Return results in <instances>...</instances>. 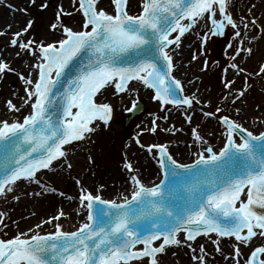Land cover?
<instances>
[{"label": "snow or ice", "instance_id": "6c2138e0", "mask_svg": "<svg viewBox=\"0 0 264 264\" xmlns=\"http://www.w3.org/2000/svg\"><path fill=\"white\" fill-rule=\"evenodd\" d=\"M49 5L50 0H28L21 7L6 6L13 13L30 16L31 8L46 11ZM110 5L112 11L102 7L101 0H70L73 11H69L62 2L56 4L49 24V31L57 34L52 40L37 39L31 33L34 17L15 32L12 24L6 25L8 32L0 29V37L10 36L4 51L12 48L16 58H29L25 73L12 67L0 51V83L13 73L24 85V95L13 92L5 107L12 114L26 110L11 120L0 119V200L19 202L25 196L58 192L45 182V170L71 174L72 157L82 146L94 144L97 133L110 129L115 105L104 95L109 90L116 99L129 98L131 107L124 108L129 113L139 108L141 88L152 91L151 99L161 111L169 112V105L181 111L190 126L191 163L177 159L168 143L142 142V133L182 130L174 124L160 129L158 121H167L168 115L150 113V124L140 128L132 143L158 165L159 182L143 181L128 158L132 145L125 143L122 168L129 195L104 199L99 191L105 185L94 193L80 176L73 177L79 204L87 209L86 221L65 231L59 221L68 213L61 209L34 226L54 224L52 232L41 234L29 227L27 232L0 238V264H161L169 249L181 246L187 247L194 264H207L205 245L197 249L194 243L200 237L211 240L212 234L220 253V238H234V251L225 260L264 264V130L245 126L244 111L256 82L264 85V55L251 69L247 67L264 46V16L257 15L264 0H244L243 7L240 0H139L137 14L130 12V0H110ZM74 12L81 16L78 28L64 22ZM186 34L199 40L193 61L212 37L229 35L230 62L223 69L225 91L220 101L231 104L230 109L212 106L195 93L185 94L184 84L174 75L178 67L174 56ZM208 63L206 59L203 68ZM194 104L203 105L202 123L216 122L217 138L222 141L218 149L209 142L216 131L203 133L199 124L192 126ZM253 116L254 123L264 129V104L254 105ZM86 156L92 165L91 152ZM8 218V212L0 208L3 229L9 227ZM254 239H260V245L245 255L242 247H251Z\"/></svg>", "mask_w": 264, "mask_h": 264}, {"label": "bare ground", "instance_id": "6f19581e", "mask_svg": "<svg viewBox=\"0 0 264 264\" xmlns=\"http://www.w3.org/2000/svg\"><path fill=\"white\" fill-rule=\"evenodd\" d=\"M63 3H65L66 9H68L69 11H73V9L70 6V0H63ZM240 3H241V7H243L244 0H240ZM138 5H139V0H130V9L129 10L132 14H135V13L137 14L140 11V8ZM101 6L105 7L106 10H108V11H109L108 7L112 8V6L110 5V0H101ZM0 12H1V16L4 19V21L0 20V26H1L0 29H3L5 32L9 31L6 28L7 24H12L11 31L15 32V31L19 30V28L21 26H23V24L25 23V22H22L24 20V18L14 16V15H16L15 14L16 12L13 13L12 10H9V8L6 7L4 2L2 4H0ZM257 15L258 16H264V6H261L258 8ZM78 17L81 18V16L79 14H76L74 12L73 16H72V20L75 22L78 19ZM262 22H264V21H262ZM73 27H75V26H73ZM5 36L8 37L9 35H5ZM48 36L49 35L42 36L40 39H47ZM199 48H200L199 40L195 35L186 34V36L184 38H182V47L179 48L178 50H176L177 55L174 56V60L178 64V67L175 70L174 75L177 78H179L180 80H181L182 76L184 77L185 74L188 72L189 66L191 64L196 63L199 60L200 55H198L197 60H195V61L192 60L193 52L197 51ZM14 52H15V49L8 48L6 51H4V54L5 55L8 54L6 56L8 57L9 60L12 61V64L14 66H16L14 64V62L17 60H20V66H17V67H19L18 68L19 71H24L26 73L27 72L26 65L29 61L28 57H23L22 59L16 58L14 55ZM262 55H264V46H262L260 51L256 52V55L252 58V61H250L248 63L247 67L249 69H251L253 66V63L255 61L259 60ZM222 75L223 74L220 75V78H219L218 83H217V87L220 90V91H218L220 96L225 91L223 88L222 82H221L222 81ZM13 77H15V76L13 75L12 78ZM228 78L229 79L232 78L231 72L228 73ZM242 81H243L242 77L237 79V82H236L237 88H239L241 86ZM262 88H264V85H261L260 82L257 81L255 90L253 92L249 93V95L247 97V105L244 106V111L248 117L246 120L245 126L250 127L254 131L264 130V129H260L259 124L254 123L255 117L253 116L254 105L258 104V103L264 104V92L261 91ZM193 89H195L193 86L185 87V90H186L185 94H188V93L191 94L192 91H190V90H193ZM22 91L23 90L20 89L19 93H21ZM149 92H152V91L145 89L146 94H149ZM104 95H105V97H107L108 92H106ZM219 95L217 97H219ZM127 101H129V100H127ZM14 102H16L17 104L21 103L20 100L19 101L14 100ZM126 105L129 107L128 104H126ZM237 106H239V105H237ZM6 111H7V109L5 107V104L3 103L2 106L0 107V119H3V118L9 119L8 111H7V113H6ZM192 115H193L192 126L199 124L200 125V131L203 133H207L209 131H216L217 136L210 138L209 142L217 149L219 147H221L222 141L217 138L219 136V130L217 129L216 122L214 120H209L207 122L202 123L203 118L199 113L194 112V113H192ZM176 116L177 115L174 114L167 121H164V123L172 122ZM151 120L145 119L143 122L140 123L141 127H145V126L149 125ZM140 128H139V131H140ZM179 129H182V130L175 132V134L169 132V139L167 140L168 141L167 143L169 144V149H170L171 153L177 159H179L181 162L191 163V160L193 158L192 152L194 151V149L187 147V145L192 142L191 137H190V126L184 120L183 124L181 126H179ZM88 151H90L92 156L94 157V163H95L96 153L98 150L96 149V147H94V145H92V146L87 145V147H83L82 150L78 151L72 157L73 163H74V168H73L71 174H69L68 172H65V171H61V170H56L54 172L45 171L44 180L48 184V186L50 187L53 184L52 182L55 181L56 179L63 182V181H67L68 179H73V177H75V176H80L83 184L85 186H87L90 190H92L94 193L97 192L100 185H105L106 187L99 191V194L104 199H117V198L121 197V194L129 195V187L130 186L128 183H126L127 175H126V172L122 168V164L115 166L113 169H111L112 171H110V172L103 173V175L100 176V179L99 178L98 179H96V178L91 179L90 178V176L94 174V171H95L94 167L95 166H94V163L92 165L88 164L87 156H86V153ZM146 156L147 155H145L141 150H137V149L132 148V147L128 150V157H129V159H131L135 163V166L139 170V173H140L143 181L146 184H151L152 182L158 183L159 182L158 177L160 176L159 167L153 159L149 160ZM157 168H158V171H157ZM87 178H89V180H87ZM20 187L24 188L25 186L23 184H21ZM77 189H78V186L76 185L74 187V190L76 191ZM27 190L28 191H32V190L37 191V189H33V188H28ZM79 193L80 192L78 189V194ZM78 194L76 196H74V195L70 196L71 200L67 201V202L61 201V200L57 201L55 197H51L49 200L50 202L51 201L54 202V204L56 205V207H58L59 210H61V208H64L63 211L68 213L67 217L61 218V220L59 221L62 224L63 229L65 231H73V230H75V228H76L75 226L79 221H82V222L86 221L87 209L82 208L80 206V204L76 203L77 202L76 200L78 199ZM33 199H34L33 197H26L25 196V197H22V199L19 202H14V201L9 200V202L6 203L5 201L0 200V208H3L9 214V218H8L9 231L7 229H3L2 226H0V232L5 233V235H3L0 238H9V237L15 236L20 231L27 232L29 227L34 228V226L37 223H39L41 220H43V219H40L36 222L35 216L31 215V213L35 212L34 211L35 210V203H37V200L36 199L33 200ZM52 211L54 212V210H52V209L51 210L50 209L44 210L45 213H50ZM77 212H79V215H77ZM54 215H56V214L53 213V214H50L49 216H54ZM28 218H29V220H28ZM13 221H15L17 223H13ZM17 224H18V227H17ZM48 226H49V224L44 225L41 228L42 231H44L43 229H47ZM41 229H35L34 228V230L38 231V232H40ZM49 229H50V227H49ZM40 233L44 234L46 232H40ZM29 235H31V233H29ZM214 239H216V236L214 234H212L211 240L208 239L207 237H200L197 239V241H195L194 247L196 246V248L198 249L200 244L207 245L206 246L207 252L209 254H211L214 252L213 247H215V245L212 243V240H214ZM255 240H258V242H259L260 239H255ZM255 240H253V241H255ZM230 242H232V240L220 238V243L223 244V245L222 244L220 245V247L222 249V253H223V254L221 253L222 257L225 256L226 254L231 253V250H232V252L234 251V248H233V246H231ZM170 250H172V249H169L167 256H169ZM185 250H186V252L184 254L183 259H187L188 260L187 262H189L190 264H194V262L190 258V252L187 249V247ZM182 253H180L179 255H181ZM164 257H163V259L166 260V257L165 258ZM216 260H217V258H216ZM217 261L218 262H225L226 264H233V261L231 259L225 260V258H222V259H218ZM162 262H164V260H162ZM207 264H210L209 261H207Z\"/></svg>", "mask_w": 264, "mask_h": 264}, {"label": "rangeland", "instance_id": "374dc122", "mask_svg": "<svg viewBox=\"0 0 264 264\" xmlns=\"http://www.w3.org/2000/svg\"><path fill=\"white\" fill-rule=\"evenodd\" d=\"M3 2L5 3V5L12 4L17 7H21V6L26 5L28 0H3ZM39 2L40 0H37V3ZM61 2L63 3V0H52L51 4L49 5L46 11H38L37 8H31L30 16H26L21 12H16L15 13L16 15L14 16L24 18L22 22H25L30 17H34L35 24H34L33 29L31 30V33L34 34L37 39H40L42 36L49 35L47 37V40H52L57 34H54L49 31V24L53 20L56 4L61 3ZM63 5L64 7H66L65 3H63ZM108 8H109V11L112 10V8L110 7ZM72 16L65 17L64 22L66 24L75 26L74 28L79 27L78 25H79V22L81 21V18L78 17V19L74 22L72 20ZM0 20L4 21L3 17L1 16V12H0ZM9 39H10L9 36L0 37V51L4 50V46L7 44ZM228 39H229L228 34L222 37H212L208 41L207 45L205 46V51L203 52V54H199L200 55L199 60L196 63L191 64L189 66L188 72L185 74L184 77L182 76L181 78V81L183 82L185 87L193 86L195 88L190 91H192V93H195L196 96L199 97L201 100H210L212 102V106H216L217 104H220V106L224 107L225 109H230L233 106L231 104L221 103L220 101L221 96L218 93V91L220 90L217 87V83L220 78V75L223 74V69L227 67L230 62L229 56L226 55V43ZM206 59L209 63H208V68L205 69L203 68V65ZM14 64L16 66L12 64V67L19 70L18 69L19 67L17 66H20V60L15 61ZM13 75L15 77L12 78ZM23 88H24L23 82L19 79V77L13 73H9L3 80V83H0V107L2 106V104L4 103L6 99L12 97L13 92L18 93L20 96H23L24 95L23 91L19 93L20 89L23 90ZM110 91L108 92L107 98L111 103L115 105L114 117L111 122L110 129L103 130L97 133V135L93 137L95 143L89 144V146L94 145V147H96V149L98 150L96 153V160L94 163L95 171H94V174L90 176L91 179L92 178L100 179V176H102L103 173L110 172L112 171L111 169H113L115 166L122 164V156L124 152L123 145L125 143H130L132 145V148L141 150L138 146L132 143V141L135 138L136 134L139 132V128L141 127L140 123L143 122L145 119L151 120L153 118L151 115H149L150 113H155L157 116H161V117L167 114L169 118H171V116H173L174 114L177 115L172 122L164 123V120L162 119L159 120L158 123H159L160 129L169 128L173 124L176 126L177 129H179V126H181L185 120L181 111H178L176 108L168 107L170 111L167 113L161 111L160 105L151 99L152 92H149V94H146L145 89L141 88L139 92V102H142L143 104V111L141 114H139L134 119H132V121L127 126H124L122 124V121L124 119L129 118V112L124 110L125 105L128 104L129 107H131L130 102L127 101L129 100V98H125L123 101H121L120 99H116L112 97L110 95ZM218 95L219 97H217ZM14 100L19 101V99H14ZM202 106L203 105L194 104L193 108L190 110L191 114L195 112L201 115L200 107ZM208 110H211V109L205 107V111H208ZM8 114H9V120H11L14 117V115L20 116L22 114H26V110L22 113L12 114L8 112ZM170 133L172 132L170 131ZM168 139H169V132H164L159 129L156 134H152V133H142L141 134V140L144 144L167 143ZM141 151L145 155H147L146 157L149 160L151 159L149 154L146 151H143V150ZM157 171H158V168H157ZM87 180H89V178H87ZM52 183L53 184L50 186V188L54 187L55 189L58 190V192L56 193L49 192V193H46L42 197L34 198L37 200V203H35V210H34L35 211L34 216H35L36 222L40 219H47L50 214H53V213L56 214L59 211L58 207H56L54 202L49 201L51 197H55L57 201L61 200V201L67 202L71 200L70 196L72 195L76 196L78 194V189L76 191L74 190V187L77 184L75 183L73 179H68L67 181H63V182L56 179ZM38 190L40 189L37 188V191ZM59 193H64V195L61 196L59 195ZM79 196H80V193L78 194V199L76 200L77 204H79ZM45 209H50V210L52 209L54 210V212L52 211L50 213H45L44 212ZM61 209L63 210L64 208H61ZM81 222L82 221H79L75 227H78ZM7 230L9 231V228H7ZM43 230L44 231H42L41 229L40 232L47 233V232L54 231V224H49L48 228L43 229ZM234 243L235 242L233 241L230 242L231 246H233ZM260 243H261V240H259V242L258 240H255L252 242L251 247H242L241 250L245 255L250 254L252 248L259 246ZM221 244L222 243H220V245ZM206 246L207 245H205V247ZM185 249L186 247L181 246L179 248L170 250L169 256L166 255L165 256L166 260L162 259L164 260V262L161 261V264H190L189 262H187L188 261L187 259H183L184 254L186 252ZM213 250L214 252L209 254V256L207 257V261H209L210 264H226L225 262L217 261L218 259L225 258V256L222 257L221 253L215 250V247H213ZM173 251L177 253L176 256H172L171 253ZM180 253L182 254L179 255ZM231 253H232V250H231Z\"/></svg>", "mask_w": 264, "mask_h": 264}, {"label": "water", "instance_id": "95a60500", "mask_svg": "<svg viewBox=\"0 0 264 264\" xmlns=\"http://www.w3.org/2000/svg\"><path fill=\"white\" fill-rule=\"evenodd\" d=\"M142 110V106H139L138 110H135L133 116L138 115Z\"/></svg>", "mask_w": 264, "mask_h": 264}]
</instances>
